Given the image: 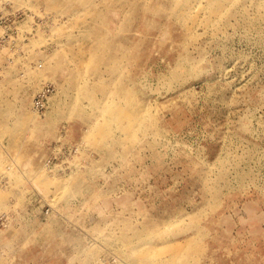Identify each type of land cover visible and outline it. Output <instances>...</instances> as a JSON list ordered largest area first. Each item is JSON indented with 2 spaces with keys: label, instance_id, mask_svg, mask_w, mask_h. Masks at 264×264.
Returning a JSON list of instances; mask_svg holds the SVG:
<instances>
[{
  "label": "rangeland",
  "instance_id": "1",
  "mask_svg": "<svg viewBox=\"0 0 264 264\" xmlns=\"http://www.w3.org/2000/svg\"><path fill=\"white\" fill-rule=\"evenodd\" d=\"M0 264H264V0H1Z\"/></svg>",
  "mask_w": 264,
  "mask_h": 264
},
{
  "label": "built area",
  "instance_id": "2",
  "mask_svg": "<svg viewBox=\"0 0 264 264\" xmlns=\"http://www.w3.org/2000/svg\"><path fill=\"white\" fill-rule=\"evenodd\" d=\"M0 3H1V0H0Z\"/></svg>",
  "mask_w": 264,
  "mask_h": 264
},
{
  "label": "bare ground",
  "instance_id": "3",
  "mask_svg": "<svg viewBox=\"0 0 264 264\" xmlns=\"http://www.w3.org/2000/svg\"><path fill=\"white\" fill-rule=\"evenodd\" d=\"M40 184V183H39Z\"/></svg>",
  "mask_w": 264,
  "mask_h": 264
}]
</instances>
